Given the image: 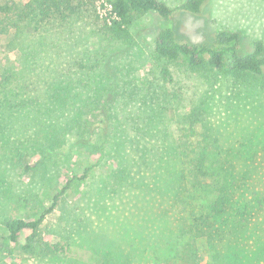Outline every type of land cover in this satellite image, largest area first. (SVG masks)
<instances>
[{
    "label": "rangeland",
    "instance_id": "obj_1",
    "mask_svg": "<svg viewBox=\"0 0 264 264\" xmlns=\"http://www.w3.org/2000/svg\"><path fill=\"white\" fill-rule=\"evenodd\" d=\"M161 1L175 9L169 23L180 41L210 44L216 32L229 30L239 33L243 53L257 41L264 46V0H205L197 14L176 10L185 0ZM106 13L105 0H98L64 19L38 24L32 14L8 33L7 19L0 14V72H15L8 87L24 88L17 98L31 95L41 103V92L67 82V75L84 74L81 84L89 80L84 86L90 91L95 84L110 86L102 112L92 120L90 132L96 136L91 141L75 135L55 151L43 147L55 162L48 173L39 169L41 153L26 148L28 136L0 145V264H196L192 260L199 259L198 248L207 239L195 242L189 226L206 218L207 211L181 196L175 155L177 131L196 103L209 108L204 123L219 139L221 152L228 142L259 143L252 182H259L264 196L262 81L169 62L154 51L166 20L153 13L134 15L130 36L119 38L106 32ZM175 91L182 100L172 95ZM36 164L34 173L24 170ZM72 164L85 181L78 191L60 195L48 211L54 188ZM45 189L50 193L43 197ZM43 212L32 242L55 245V255L35 257L25 238L5 245V220ZM201 262L220 264L211 252Z\"/></svg>",
    "mask_w": 264,
    "mask_h": 264
},
{
    "label": "trees",
    "instance_id": "obj_2",
    "mask_svg": "<svg viewBox=\"0 0 264 264\" xmlns=\"http://www.w3.org/2000/svg\"><path fill=\"white\" fill-rule=\"evenodd\" d=\"M96 1L98 0H4V4L0 6V14L7 19L4 31L8 33L32 14L38 18L40 24L48 19L68 18V15L81 7H92ZM105 2L109 6L108 21L104 18L107 33L119 38H128L134 15L156 14L168 22L155 39L154 51L159 57L169 62L181 61L191 71L209 68L235 77H251L262 81L260 87L264 88L262 42H255L250 52L243 53L238 32L219 30L210 44L187 43L176 37L169 23L175 9L165 2ZM204 2L205 0H185L176 10L197 14ZM13 74L16 76L12 70L0 72V145L5 146L14 141L19 143L28 136L29 142L23 141L27 143L26 148L41 153L38 156L41 162L39 169L42 173H48L49 166L55 162H51L52 155L43 147L48 146L55 151L56 148L68 145L69 139L75 135L77 139L89 138L91 141L96 136L90 132L92 120L102 112L101 101L105 93L110 91V86L95 84L94 89L90 91L84 86L89 84V80L81 84L84 74L77 77L67 75L64 79L67 82L51 85L45 93L41 92L40 103L38 98L31 95L17 98L24 88L17 86L13 90L9 89ZM162 74L167 76V70L162 69ZM72 78L80 79L74 85L70 83ZM56 81L54 82L57 83ZM172 95L182 100L177 91ZM207 108L203 102L194 104L190 114L185 117V125L178 129L175 139L181 196L185 195L193 207V201L200 202V205H205L207 211L206 218L198 219L189 226L195 242L202 237L207 239L206 246L198 248L199 259L196 256L198 260H192V263L201 264L203 256L211 252V257L220 264H264V196L261 195L259 186H256L259 182H252L259 143H255L254 139L228 142V148H223L222 145L221 152L219 139L204 123L209 109ZM216 145L218 149L215 148ZM213 149L217 150V153L214 154ZM73 166L72 164L69 168L63 183L54 188L55 195L48 211L55 206L60 195L69 189L78 191L85 181L86 175H77L71 169ZM37 169V164L24 168L33 173ZM49 193L47 189L42 191L43 197ZM47 212L28 219L5 220V245L16 244L19 239L25 238L30 243L29 253L35 257L55 255L59 251L55 245L50 246L41 240L32 242ZM154 264L165 263L157 261Z\"/></svg>",
    "mask_w": 264,
    "mask_h": 264
},
{
    "label": "built area",
    "instance_id": "obj_3",
    "mask_svg": "<svg viewBox=\"0 0 264 264\" xmlns=\"http://www.w3.org/2000/svg\"><path fill=\"white\" fill-rule=\"evenodd\" d=\"M106 3V2H105ZM108 7V8H107ZM106 9H107V11H108V9H109V6L106 4ZM105 17H106V19L108 18V13H106L105 14ZM107 21H108V19H107Z\"/></svg>",
    "mask_w": 264,
    "mask_h": 264
}]
</instances>
